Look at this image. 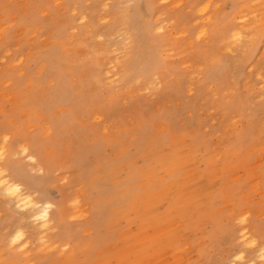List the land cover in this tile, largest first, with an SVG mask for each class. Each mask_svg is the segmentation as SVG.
<instances>
[{
    "label": "rangeland",
    "instance_id": "obj_1",
    "mask_svg": "<svg viewBox=\"0 0 264 264\" xmlns=\"http://www.w3.org/2000/svg\"><path fill=\"white\" fill-rule=\"evenodd\" d=\"M262 20L264 0H0V146H29L38 168L10 172L52 219L42 245L0 194V264H264Z\"/></svg>",
    "mask_w": 264,
    "mask_h": 264
},
{
    "label": "bare ground",
    "instance_id": "obj_2",
    "mask_svg": "<svg viewBox=\"0 0 264 264\" xmlns=\"http://www.w3.org/2000/svg\"><path fill=\"white\" fill-rule=\"evenodd\" d=\"M122 1V0H120ZM118 10V9H117ZM119 11V10H118ZM128 12V11H127ZM126 12L125 9L121 10V14H120V25H117L116 24V27L119 28V30L122 32V37H123V40L127 42V45L126 47L124 48V52H125V55L132 52L134 50V48L137 47V43L135 42V39H136V33H135V30L133 27H136L135 25L132 26L131 24V21H130V18H129V15L128 13ZM119 13V12H118ZM156 15V14H155ZM116 16V15H115ZM245 16V15H244ZM118 17V16H117ZM81 18V17H80ZM78 18V20L80 19ZM83 18V17H82ZM258 18V17H257ZM82 20V19H81ZM117 20V19H116ZM264 21V20H262ZM249 23V22H248ZM253 23V22H251ZM113 24V23H112ZM247 24V23H246ZM250 25V24H248ZM254 25V24H253ZM252 25V26H253ZM121 26V28H120ZM158 26V25H157ZM162 26V25H161ZM243 26V25H242ZM246 26V25H244ZM264 25H262L261 27L262 28H259L257 29V32L260 33V35H264ZM139 27L141 28V32H142V38L140 39V41L145 45V43L143 42V40H147L149 42H153L154 41H151V38H150V29L152 28L149 24V20H145L144 18H141L140 19V24H139ZM113 28V27H112ZM158 27H156L157 29ZM160 28V27H159ZM158 28V29H159ZM241 28V27H240ZM238 28L237 29H229V32H227V36L226 38H230L228 39L229 41H233V42H238V43H241V48H243L244 50V54H250L253 52L254 48H255V45H256V42H257V38H253L252 35L247 38H244L242 37V33H241V29L243 28ZM245 28V27H244ZM138 29V28H136ZM203 29V28H201ZM200 29V30H201ZM199 30V29H198ZM154 31V30H153ZM156 32V30H155ZM198 32V31H197ZM199 33H201L199 31ZM205 34V33H204ZM203 34V36H204ZM246 35V34H245ZM120 37V36H119ZM194 37V36H193ZM117 38V37H116ZM198 38V37H197ZM227 40V41H228ZM222 41V40H221ZM138 42V41H137ZM228 43V42H227ZM230 43V42H229ZM232 43V42H231ZM155 44V43H154ZM232 45H234V43H232ZM226 46V45H225ZM235 46V45H234ZM262 49V48H261ZM226 50V49H225ZM243 52V51H242ZM140 54V53H139ZM138 58V57H137ZM116 60V59H115ZM114 60V61H115ZM137 60V59H136ZM142 61V60H141ZM117 62V60L115 61ZM111 63V62H110ZM127 63V62H126ZM114 65V64H113ZM126 65V64H125ZM119 66H122V62L120 63ZM127 66V65H126ZM114 68V67H113ZM124 68V67H123ZM134 76H136L137 78H140V79H144V80H150V76L153 75V70L154 68L151 67V66H147L144 62H138V60L136 62H134ZM126 69V68H125ZM125 69H121V72H126ZM128 71V70H127ZM113 77V76H112ZM110 78V77H109ZM120 81L122 80V78H118ZM124 80V79H123ZM111 82V80H110ZM262 83V82H261ZM263 87V86H262ZM237 137V136H236ZM236 140V139H235ZM235 142V141H234ZM8 143V142H7ZM11 146L7 145L5 142L3 145L0 146V194H2L4 197H8V199L10 200V202L12 201L16 207L18 208H21L23 210L26 211L28 217L30 219H32L34 221V226H35V230L37 231L38 235H37V238L40 239L42 241V245L45 244V242H48L47 239H45V236H46V232L49 228L52 227V224H51V221L52 219L50 218V214H49V203L47 202H44V203H39L38 201H36L35 198H33L30 193H28L27 190H24L22 188H20L21 183L16 181L15 178H14V175L12 172H10V165L14 162L16 163L14 160L12 162V157L15 155V154H19L21 155L20 157L22 158H26V160L28 161L27 164L30 166L29 168H34L37 167L38 168V164H37V161H36V157L35 155L29 150V146L26 145V144H18L17 147H16V150H12L10 148ZM234 147V146H233ZM228 148V147H227ZM231 149V147H230ZM226 151V150H225ZM228 154V152H227ZM150 158V157H148ZM17 164V163H16ZM30 172V171H29ZM153 183V182H152ZM259 183V182H258ZM257 183V184H258ZM131 184V183H130ZM26 187V186H25ZM161 193V192H160ZM5 197V198H6ZM202 199V198H201ZM13 204V205H14ZM15 207V208H16ZM108 209V208H107ZM19 210V209H17ZM24 211V213H25ZM103 212V211H102ZM109 212V211H108ZM60 213V212H59ZM112 213V212H110ZM104 214V213H103ZM26 215V216H27ZM54 226V225H53ZM228 228V227H227ZM250 228V226H249ZM245 229V228H244ZM248 228H246V231H247ZM245 231V233H246ZM243 233V234H245ZM242 234V235H243ZM13 235V234H12ZM11 235V236H12ZM250 235V233L248 234ZM247 235V236H248ZM260 235V234H259ZM10 236V237H11ZM23 237V233L22 231H17L14 233V238L13 240L17 241L19 240L20 238ZM239 238H240V235H239ZM251 238V235L250 237ZM253 238V237H252ZM243 239V238H242ZM241 239V240H242ZM257 239V238H256ZM246 240V239H245ZM244 240V241H245ZM248 240V239H247ZM250 240V239H249ZM248 240V241H249ZM254 240V238H253ZM243 241V242H244ZM252 241V240H251ZM8 242H9V239H8ZM26 240L24 241H21L20 243H18V245H24L26 244ZM250 242V241H249ZM255 242V241H254ZM253 242V243H254ZM247 243V242H246ZM252 245L253 243L250 242ZM250 243H247V244H250ZM242 244V243H241ZM9 245V244H8ZM245 245V244H244ZM251 245V246H252ZM254 245H257V242L254 244ZM248 246V245H247ZM250 246V248H251ZM263 245L260 246V248L262 249ZM259 247V246H258ZM243 248V246H242ZM245 248V247H244ZM253 248V247H252ZM23 249V248H22ZM21 249V250H22ZM43 249V248H42ZM246 249V248H245ZM248 249V248H247ZM259 249V248H258ZM27 250V248H26ZM263 250V249H262ZM264 251V250H263ZM242 252H244L242 250ZM259 252V251H258ZM261 253V252H260ZM264 252H262L263 254ZM24 254V253H23ZM244 254V253H243ZM256 254H258L256 252ZM233 255V254H232ZM237 256V254H235V257ZM257 256V255H255ZM259 257H263L261 254L259 255ZM233 258H234V255H233ZM232 258V259H233ZM238 258V257H237ZM235 258V260L237 259ZM243 258V256H242ZM253 258H255L253 256ZM252 258V260H253ZM230 259V258H228ZM234 260V261H235ZM241 260V259H239ZM244 260V259H242ZM232 261V260H231ZM230 261V262H231ZM263 261V260H262ZM229 262V263H230ZM253 262V261H251ZM250 262V263H251ZM228 263V262H227ZM233 263V262H232ZM248 263V264H250ZM234 264V263H233ZM252 264V263H251Z\"/></svg>",
    "mask_w": 264,
    "mask_h": 264
}]
</instances>
